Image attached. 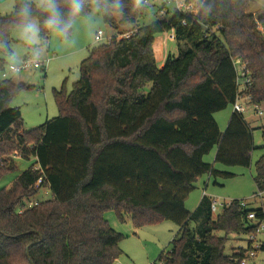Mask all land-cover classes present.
<instances>
[{"label":"trees","instance_id":"obj_1","mask_svg":"<svg viewBox=\"0 0 264 264\" xmlns=\"http://www.w3.org/2000/svg\"><path fill=\"white\" fill-rule=\"evenodd\" d=\"M199 2L194 17L174 13L143 26L136 24L147 6L134 0H82L75 15L70 0H53L52 11L15 0L0 16V50L7 54L9 29L31 18L38 20L40 45L51 29L69 36L72 21L91 8L114 32L108 43L87 49L69 92L65 81L53 90L57 116L30 130L19 108L9 106L27 86L0 80V178L16 169L15 156L33 158L0 189V264H115L124 236L104 218L108 210L135 227L175 221L170 249L157 257L163 264H240L245 249L226 254L225 240L253 231L246 216L256 211L261 218L260 210L233 200L213 216L204 195L188 213L184 200L203 174L228 175L203 161L213 147L216 162L250 165L254 146L243 114L231 111L223 132L213 115L234 102L236 57L251 77L246 94L264 105V11L255 18L247 11L250 0ZM127 28L132 35L118 37ZM167 31L178 53L159 67L152 42ZM5 63L0 57V69ZM261 133L264 142V125ZM262 149L254 163L256 191H264ZM42 189L49 197L19 212Z\"/></svg>","mask_w":264,"mask_h":264},{"label":"rangeland","instance_id":"obj_2","mask_svg":"<svg viewBox=\"0 0 264 264\" xmlns=\"http://www.w3.org/2000/svg\"><path fill=\"white\" fill-rule=\"evenodd\" d=\"M14 1L0 0V16H5L13 10ZM29 1L45 8L41 5L40 0ZM247 11L257 18L264 11V0H250ZM158 19L157 7L148 5L136 25H147ZM28 23L35 25L34 32L26 33L25 25H16L10 28L7 37L9 54L0 50V57L4 58L6 62L4 69H0V80L3 79L2 72H7L8 64H17L18 61L27 57L44 62L45 76H43L42 69H28L15 74H7L6 79L27 86L19 89L9 100V106L19 108L25 130H30L42 124L46 119L57 116L58 110L54 102L53 90L59 89L65 81V87L68 92L70 91L71 84L79 77L80 61L88 56L90 47L99 44L94 42L95 32L101 29L104 37L114 34L113 30L103 22L98 8H91L84 17L73 20L70 35L67 37H63L59 30L51 29L45 45H40L38 20L31 18ZM259 29L262 30L260 24ZM82 46L81 52L77 54V50ZM152 51L157 65L161 60H165L168 54L176 56L178 51L172 31L156 34L152 42ZM261 110L262 114L257 115L253 107L247 104L242 113L252 133L254 149L250 154V165L246 167L216 162L217 147H213L208 154L204 155L203 161L210 164L212 169L228 175L217 173L200 176L184 200V209L188 213L193 212L204 195L219 203L242 200L251 208L258 207L259 202L252 198L256 192L252 177L254 163L263 154L264 142L261 127L264 125V105H261ZM231 111L232 107L229 105L226 109L213 115L222 132ZM15 157L16 169L0 178V189L8 188L12 181L33 162V158L24 160ZM48 197L49 195H38V198ZM104 218L113 230L124 236L118 244L122 254L116 259V264H163L157 260V257L161 252L170 249V242L176 236L179 228L178 224L171 220H160L154 224L135 227L128 217H125L124 221H119L112 210L106 211ZM246 237L247 235L229 234L224 244L225 253L229 254L232 248L244 247ZM254 263L264 264L262 252L257 253Z\"/></svg>","mask_w":264,"mask_h":264},{"label":"built area","instance_id":"obj_3","mask_svg":"<svg viewBox=\"0 0 264 264\" xmlns=\"http://www.w3.org/2000/svg\"><path fill=\"white\" fill-rule=\"evenodd\" d=\"M142 5H152L157 7V14L160 19H164L167 16L179 13L184 17H194L200 8L199 0H141ZM183 23H185L183 21ZM133 30H126L119 34L120 38H128L132 35ZM112 36V35H111ZM111 36L104 37L101 29H98L94 34V42L96 43H108ZM233 65L236 70V96L234 102L232 103V111L237 113H243L245 111V105L249 104L253 107L254 112L257 115L262 114L261 105L252 103L251 96L246 94L247 89L251 84V77L249 75L248 69L246 68V62H244L240 57L233 59ZM28 69H44V62L35 60L31 57H27L18 61L17 64H8L7 72L3 71L1 77L3 79L7 78V74H15ZM42 182V177L39 176L35 183V187H38ZM41 194L50 195L48 189H42ZM252 198L259 202L258 208L260 210L261 218L257 216L256 211L248 212L246 218L248 221L255 226V229L247 234L246 245L244 247H236V252L240 248L245 249L243 257L240 258V264H255L254 259L257 257V253L264 250L261 248L262 243H264V191H256ZM47 198H31L26 203L25 206L19 210L21 212L23 209L30 208L36 205L41 200ZM233 200H229L226 203H219L217 201L211 200L210 211L212 215H216L222 206H228L232 204ZM240 205L246 207L248 204L245 201L240 200ZM263 236V238H261Z\"/></svg>","mask_w":264,"mask_h":264},{"label":"clouds","instance_id":"obj_4","mask_svg":"<svg viewBox=\"0 0 264 264\" xmlns=\"http://www.w3.org/2000/svg\"><path fill=\"white\" fill-rule=\"evenodd\" d=\"M40 3L42 6L45 7L46 10L48 11H52L54 10L55 8V5L53 3V0H40ZM70 3L72 5V13L73 15H75L76 13H78L81 9V3H82V0H70ZM134 3L139 6V4L141 3V0H134ZM21 15L25 18L28 17L29 15V9L27 7V5H25L22 10H21ZM54 22V20H50L49 21V24L51 25L52 23ZM24 31L26 33L28 32H34L35 31V25L32 24V23H27L25 26H24Z\"/></svg>","mask_w":264,"mask_h":264},{"label":"crops","instance_id":"obj_5","mask_svg":"<svg viewBox=\"0 0 264 264\" xmlns=\"http://www.w3.org/2000/svg\"><path fill=\"white\" fill-rule=\"evenodd\" d=\"M82 48H83V46L81 47V48H79L77 51H78V53L77 54H79V52H81V50H82ZM163 62H164V60H161V62H160V64L158 65L159 67H162V65H163ZM43 76H45V73H44V75ZM231 114V113H230ZM230 114H229V116H230ZM229 116H227V118L229 117ZM16 158V157H15ZM198 180V179H197ZM261 238H263V236H261ZM115 264H116V261H115Z\"/></svg>","mask_w":264,"mask_h":264},{"label":"water","instance_id":"obj_6","mask_svg":"<svg viewBox=\"0 0 264 264\" xmlns=\"http://www.w3.org/2000/svg\"><path fill=\"white\" fill-rule=\"evenodd\" d=\"M8 40V39H7ZM27 250H28V247H27V249H26V253H27ZM30 264H32L31 262H30Z\"/></svg>","mask_w":264,"mask_h":264}]
</instances>
